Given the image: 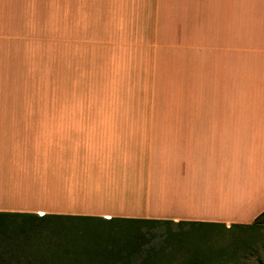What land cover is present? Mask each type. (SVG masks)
<instances>
[{
    "label": "crops",
    "instance_id": "1",
    "mask_svg": "<svg viewBox=\"0 0 264 264\" xmlns=\"http://www.w3.org/2000/svg\"><path fill=\"white\" fill-rule=\"evenodd\" d=\"M54 4L0 0V212L254 221L264 210V0L255 38L209 74L207 103L176 117L41 103L40 25ZM169 19L159 27L191 26Z\"/></svg>",
    "mask_w": 264,
    "mask_h": 264
},
{
    "label": "rangeland",
    "instance_id": "2",
    "mask_svg": "<svg viewBox=\"0 0 264 264\" xmlns=\"http://www.w3.org/2000/svg\"><path fill=\"white\" fill-rule=\"evenodd\" d=\"M114 1L55 0L45 23L43 15L39 54L41 103H111L121 108V116H191L192 105L208 101L209 74L222 71L225 59L233 58L242 43L256 36V0H148L146 8L144 0H121L117 4ZM212 9V27L208 29ZM171 14L173 25L184 18L191 26L161 29V22L172 21ZM51 113L41 112V119L59 117ZM11 218L0 216V237L14 234L19 237L17 240L22 239L19 246L33 247L35 255L47 250L51 255L48 259H35L40 264H102L100 258L91 256L118 250L121 243L118 232L104 227L109 224L105 220H57L60 226L47 245L41 236H31L24 231L23 223ZM44 227L45 224L41 232ZM45 228L54 227L50 223ZM169 230L179 233L191 229L143 222L144 247L166 245L163 236ZM206 231L188 232L179 247L220 248L205 244L211 233ZM134 232L128 229L129 234Z\"/></svg>",
    "mask_w": 264,
    "mask_h": 264
},
{
    "label": "trees",
    "instance_id": "3",
    "mask_svg": "<svg viewBox=\"0 0 264 264\" xmlns=\"http://www.w3.org/2000/svg\"><path fill=\"white\" fill-rule=\"evenodd\" d=\"M0 216L13 217L11 218L12 220L23 223L26 233L31 234V236H41V240L47 245L52 243V236L58 229L56 227L60 226L57 220H105L109 224L104 225V227L118 232L121 243H118V250H110L109 253L105 254L96 252V254L91 256L94 259L100 258L103 261L102 264H264V210L251 223H232L231 225L222 222L207 221H173L123 217L107 218L23 212H0ZM143 222L189 226L192 231H180L177 233L169 230L163 236L165 237L166 245L154 246L151 244L150 246L144 247L143 234L141 233ZM50 223L53 224L54 228L47 230L45 228L46 224ZM72 223L73 221L70 224ZM44 224L45 227L41 232L40 228ZM128 229H133L136 232L129 234ZM69 230L67 229V231ZM200 230H207L206 232L211 231L210 239L205 241V244L219 245L220 248L215 250L211 246L209 247L211 249L200 246L198 250H187L179 247L182 237L194 234ZM134 234L135 236H133ZM212 235H215V237L212 238ZM225 236H227V240H224L226 238ZM132 238H134V242ZM17 239L19 237H16L14 234L6 238L0 237V264H40L37 261L35 262V259H48L51 256L48 255L47 250L35 255L36 253L33 252V247L27 244H21L19 246L22 239ZM23 242H25L24 238ZM107 243L110 244L112 242ZM107 249L113 248L108 246ZM69 257L73 259L72 255H69Z\"/></svg>",
    "mask_w": 264,
    "mask_h": 264
},
{
    "label": "built area",
    "instance_id": "4",
    "mask_svg": "<svg viewBox=\"0 0 264 264\" xmlns=\"http://www.w3.org/2000/svg\"><path fill=\"white\" fill-rule=\"evenodd\" d=\"M40 214H43L44 212H39Z\"/></svg>",
    "mask_w": 264,
    "mask_h": 264
}]
</instances>
